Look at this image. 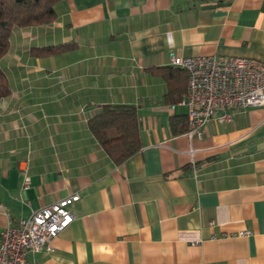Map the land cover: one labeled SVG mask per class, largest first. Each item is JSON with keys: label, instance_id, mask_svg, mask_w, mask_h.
I'll return each instance as SVG.
<instances>
[{"label": "crops", "instance_id": "crops-1", "mask_svg": "<svg viewBox=\"0 0 264 264\" xmlns=\"http://www.w3.org/2000/svg\"><path fill=\"white\" fill-rule=\"evenodd\" d=\"M15 28L0 65V231L77 193L73 219L35 264H264V105L173 132L185 114L171 56L264 65V0H60ZM74 43L33 56L32 46ZM182 69V68H180ZM186 91V90H185ZM136 109L140 149L114 163L87 126L101 104ZM180 121L177 127L183 125ZM26 165L30 185L21 190ZM247 230L248 234H239Z\"/></svg>", "mask_w": 264, "mask_h": 264}, {"label": "built area", "instance_id": "built-area-1", "mask_svg": "<svg viewBox=\"0 0 264 264\" xmlns=\"http://www.w3.org/2000/svg\"><path fill=\"white\" fill-rule=\"evenodd\" d=\"M170 63L187 72L186 91L172 108L185 107V134L189 138H200L211 120L226 123L237 110L264 105V65L256 58L213 53L172 55ZM21 170L20 188L24 190L30 177L26 165ZM78 197L73 193L6 225L0 231V264H35L27 254L50 247V240L72 221L70 206Z\"/></svg>", "mask_w": 264, "mask_h": 264}, {"label": "trees", "instance_id": "trees-1", "mask_svg": "<svg viewBox=\"0 0 264 264\" xmlns=\"http://www.w3.org/2000/svg\"><path fill=\"white\" fill-rule=\"evenodd\" d=\"M58 1L60 0H0V61L9 50L12 31L15 28L51 23L56 18L54 5ZM74 46V43L68 42L32 46L30 54L36 57L48 56L67 51ZM174 70L180 73L184 86L181 89H175L170 85L168 93L170 96L177 93L181 97L187 85L186 70L168 67L163 70V76L167 77L166 71L172 73ZM9 92V82L0 65V99ZM185 119V114L174 115L170 122L172 131H185L187 122L177 127V124ZM87 126L114 163L125 160L141 147L139 120L133 105L101 104L98 111L88 118Z\"/></svg>", "mask_w": 264, "mask_h": 264}]
</instances>
